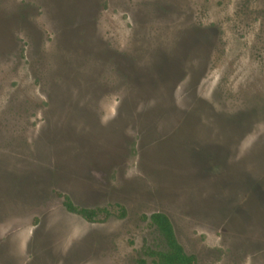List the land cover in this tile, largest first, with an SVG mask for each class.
<instances>
[{
  "label": "rangeland",
  "instance_id": "374dc122",
  "mask_svg": "<svg viewBox=\"0 0 264 264\" xmlns=\"http://www.w3.org/2000/svg\"><path fill=\"white\" fill-rule=\"evenodd\" d=\"M156 211L264 264V0H0V264H153Z\"/></svg>",
  "mask_w": 264,
  "mask_h": 264
},
{
  "label": "trees",
  "instance_id": "16d2710c",
  "mask_svg": "<svg viewBox=\"0 0 264 264\" xmlns=\"http://www.w3.org/2000/svg\"><path fill=\"white\" fill-rule=\"evenodd\" d=\"M25 11V8H22ZM28 12V11H27ZM199 150V149H198ZM197 150V151H198ZM67 210L77 212L88 220H92L100 209L76 208L72 202L65 197L63 202ZM149 220L154 226L158 243L155 250H151L153 264H193L194 256L188 254L179 242L174 226L169 216L161 211L150 214Z\"/></svg>",
  "mask_w": 264,
  "mask_h": 264
},
{
  "label": "bare ground",
  "instance_id": "6f19581e",
  "mask_svg": "<svg viewBox=\"0 0 264 264\" xmlns=\"http://www.w3.org/2000/svg\"><path fill=\"white\" fill-rule=\"evenodd\" d=\"M90 36H91V34H90ZM89 41V40H88Z\"/></svg>",
  "mask_w": 264,
  "mask_h": 264
}]
</instances>
